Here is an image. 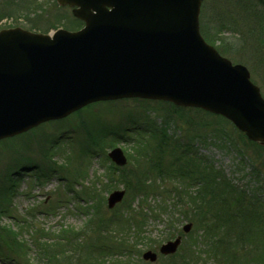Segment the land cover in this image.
<instances>
[{
  "label": "rangeland",
  "instance_id": "obj_1",
  "mask_svg": "<svg viewBox=\"0 0 264 264\" xmlns=\"http://www.w3.org/2000/svg\"><path fill=\"white\" fill-rule=\"evenodd\" d=\"M200 24L203 36L223 56L248 67L252 80L264 96V0H203ZM16 26L50 33L59 28L75 30L81 22L73 16L70 7L60 6L57 0H0V29ZM169 113L174 115L167 130L169 145L174 144L176 134L185 132L178 133L176 127L174 129L178 125L187 131L186 140L190 139L189 135L196 139L194 147L199 156L213 159L230 177L239 178L241 184L259 185L251 169L254 163H259L264 171V166L260 165L264 164V145L242 135L227 118L199 108L179 107L171 102L152 99L128 98L95 103L63 119L46 122L27 133L0 141V196L10 195L13 189L8 192L7 186L13 180L18 183L14 187L17 193L12 198L15 217H4L3 221L22 233L25 242L31 245L29 253L15 254L20 257V262L46 264V259L42 258L45 252L34 246V238L44 234L55 240L64 232L71 236V242H66L64 250L73 249L75 261L71 263L68 257L62 256L55 264H84V253L94 243L98 244L96 248L103 244L114 249L121 247L120 251L111 249L112 253L107 257H100L96 249V259L103 258V264H264V235L256 238L255 231L247 232V228L243 233L244 241L236 243L235 232L228 235L221 230L219 235L224 240L220 249L214 243L217 237L206 236L217 234L209 229L204 232V226L200 227L201 221L206 220L204 211L208 212L210 208L198 209L197 204L200 203L191 202L187 195L189 190L196 191L197 187H190L188 179H174V176L160 179L156 184L164 189L153 190L148 199L143 200L141 196L144 193L137 187L128 188L119 174L113 173L114 165L108 152L119 146L127 156L137 154L138 160L142 161L139 175L145 177L142 170L149 169L150 158L138 155L133 136L139 133L137 128H148L154 122L162 125L157 130L161 135L166 126L165 116ZM220 131L234 138L236 146L223 139L227 142L223 148L219 140L222 139ZM198 134H206L208 140H198ZM91 135L99 146L92 144ZM148 143L142 155H154L164 149L159 147L156 139L149 138ZM94 148L96 151H92ZM165 152V161L169 164L174 157L168 149ZM241 153L247 156L243 157ZM129 159L124 167L128 169V177L131 170L138 169V166H133L130 156ZM122 188L127 190L124 202L109 209L108 194ZM174 189L184 196L183 205ZM44 200L46 202L43 203ZM150 206H164L169 212L174 208L179 213H175L172 221L167 215H161L165 213L158 214L157 210L155 217L153 214L141 218L142 213L149 214ZM255 211L264 216V201ZM121 214L124 219L127 214L129 218L141 221L140 229H132L131 223L118 226L105 221V217L116 218ZM190 222L192 227L185 233L183 226ZM223 224L226 225L225 222ZM236 225L238 230L252 227L243 219ZM178 235L183 237L178 252L173 256L161 255L160 246ZM228 240L234 241L236 251H232L233 245L225 246ZM41 242L44 241L41 239ZM126 245L129 249L124 248ZM149 249L158 252L157 261L143 259L142 254ZM20 262L0 259V264Z\"/></svg>",
  "mask_w": 264,
  "mask_h": 264
},
{
  "label": "water",
  "instance_id": "obj_2",
  "mask_svg": "<svg viewBox=\"0 0 264 264\" xmlns=\"http://www.w3.org/2000/svg\"><path fill=\"white\" fill-rule=\"evenodd\" d=\"M86 26L0 32V140L103 100L147 98L223 115L264 144V97L249 69L200 32L202 0H57ZM109 156L118 165L120 147ZM125 190L108 197L113 208ZM192 224L184 226L188 232ZM181 237L161 247L173 254ZM145 259L157 254L147 251Z\"/></svg>",
  "mask_w": 264,
  "mask_h": 264
},
{
  "label": "trees",
  "instance_id": "obj_3",
  "mask_svg": "<svg viewBox=\"0 0 264 264\" xmlns=\"http://www.w3.org/2000/svg\"><path fill=\"white\" fill-rule=\"evenodd\" d=\"M264 35V33H263ZM172 114H168L165 116L164 122L166 123V126L161 130V135H158V131L160 130L159 126L156 122H154L151 125H148V128L145 127L144 129H139V133L133 136L135 139V145H137V153L139 156H143L146 159L150 158L151 166L149 169L142 170L145 172V177L141 178L139 175L140 169L139 166L141 165V160H138L137 154H130L131 162L133 166H138V169H134V171H130L129 177L127 175L128 169L125 168H119L113 166V173L119 174V178L126 183V186L128 188L130 187H137L139 192L144 193L142 195L143 200H147L148 196L152 194V191H158L162 188V186L157 185L156 182L160 179L165 180V178H170L174 176V179L183 178L188 179L190 182V187H197V190H189L190 193L187 195L191 202L193 203H200V205L197 204L198 209L204 210L205 207L210 208L208 212H205L206 220H202L200 223V227L204 226V232L209 230H212L211 232H217L215 235H208L206 236L211 237L213 239H217L214 241L215 246L220 249L223 245L221 242L224 240L220 237L219 233L221 230L223 231V234L230 235L232 232H235V239L236 243H241L244 241L243 233L247 229V232L255 231L256 238H260L259 236L264 235V216L259 214L258 211H255V208L260 205L262 201H264L263 189H264V171L259 167L258 164H253L251 169V174L254 176L256 180H258L260 183L259 185L255 187H251L248 184L244 185L241 184L238 180L239 178L230 177L224 169L221 167H218L214 160L206 159L205 156H199V154L196 152L195 141L196 139L193 138L191 135H189V140H186L187 131L184 129H181V127L174 126V129L176 127L177 132L180 133L181 131H185L184 134H176L174 139V144L169 145L168 144V135L167 130L170 128L169 123H171L173 119ZM188 123L192 122L191 120H187ZM162 126V125H161ZM160 126V127H161ZM221 132L222 139H219L220 145L223 146V148L226 146L227 142H225L223 139L228 140L229 144H233L234 138H229L228 135ZM219 133V132H218ZM149 134V136H148ZM163 135V136H162ZM243 135V134H242ZM153 138L156 139L159 143V147H163V150H158L155 152L154 155L150 154H144L142 155L143 151H145L148 147V139ZM91 142L97 146L99 144L97 143V139L91 135L90 138ZM198 140L200 141H207L208 137L207 135L198 134ZM168 149L170 151L173 160L168 164V161H165V156H167L165 153V150ZM243 151V150H242ZM179 152V153H178ZM243 157L247 156L246 153H241ZM170 157V156H169ZM172 159V158H171ZM262 167L264 164H260ZM244 167V166H243ZM120 171V172H118ZM112 181V177H110ZM192 184V185H191ZM16 186V180L10 184H8V192H10V195L8 196H0V257L1 258H10L14 257L15 254H18L19 252H25L29 253V249L31 248V245H28L27 242H25L23 238V234L19 231H15L13 227L8 224L6 225L4 223V217L7 218H14V214L12 213L14 210V204H13V195L15 193L14 187ZM164 189V188H162ZM173 190V189H172ZM175 190V195L183 205V195L181 194V191L178 189ZM167 191L163 190V193ZM138 192V193H139ZM91 194V193H89ZM137 194V193H135ZM166 195V194H163ZM172 195V194H169ZM167 199V198H165ZM142 201V200H141ZM143 202V201H142ZM163 205V204H159ZM139 207H143L141 203L139 204ZM161 207V208H160ZM159 208H154L152 206L149 207V214L148 213H142L141 218L145 219L148 216L155 217V215L158 213H165L161 215H167L169 218H171V221L173 220L175 213H179V210H174V208H170V212L168 209L164 206H160ZM155 210L159 211L155 214ZM33 212V211H32ZM183 212V211H182ZM202 213V214H204ZM125 219L127 221H125ZM125 219L123 218V214H121L118 217H105V221L109 223L112 222L114 225L122 226L125 222L127 224H130V227H139V224L142 223L138 220H133L134 218L127 216L125 214ZM241 219L246 220V223L251 224V229L249 227H245L243 229L238 230L236 227L237 222H239ZM175 221V220H174ZM104 223L103 221H101ZM123 222V223H122ZM206 222V224H205ZM222 222H225L226 225H221ZM142 231V230H141ZM41 239L44 242H41ZM62 240H66L63 242ZM221 240V241H220ZM34 246L39 248V251L45 252V255L42 256L43 259H46V264H55L57 260H59L62 256H66L69 258V262L74 263V253L73 249H66L64 250V247L66 246V242H71V236L70 234H66L64 232H61L58 236H56V239H51L49 236H45L44 234H40V236H37V238H34ZM234 241H229L225 246H231L233 245L232 251H236V244ZM43 245L45 248H43ZM128 246H124V248H127ZM117 248V247H116ZM121 248V247H120ZM119 248V249H120ZM114 249L110 245L103 244L98 250V253L100 254V257H107L110 253H112V250ZM227 249V248H226ZM97 250L93 247L91 249H87V252L84 253V264H103L102 259L98 258L97 256ZM118 250V249H114ZM14 252L13 254H10L9 252ZM17 258L18 256L15 255ZM21 256V255H20ZM20 262V257L18 258Z\"/></svg>",
  "mask_w": 264,
  "mask_h": 264
}]
</instances>
